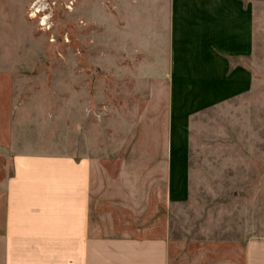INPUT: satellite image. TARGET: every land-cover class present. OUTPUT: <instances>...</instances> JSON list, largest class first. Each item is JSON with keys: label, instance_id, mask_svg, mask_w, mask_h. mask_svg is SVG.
Here are the masks:
<instances>
[{"label": "crops", "instance_id": "0c3cea01", "mask_svg": "<svg viewBox=\"0 0 264 264\" xmlns=\"http://www.w3.org/2000/svg\"><path fill=\"white\" fill-rule=\"evenodd\" d=\"M254 45L247 0H168L160 159L136 154L109 168L82 138L77 155L38 152L26 125L11 123L0 264H264V231L233 239L216 230L226 219L176 240L195 222L177 211L210 176L199 143L210 115L245 109Z\"/></svg>", "mask_w": 264, "mask_h": 264}, {"label": "rangeland", "instance_id": "374dc122", "mask_svg": "<svg viewBox=\"0 0 264 264\" xmlns=\"http://www.w3.org/2000/svg\"><path fill=\"white\" fill-rule=\"evenodd\" d=\"M247 1L252 89L245 109L210 115L199 142L210 176L177 211L195 220L176 239L185 243L192 229H214L208 219H226L216 230L237 240L245 228L264 231V0ZM167 3L0 0V208L12 174L11 123L26 125L38 152L77 155L82 138L83 150L117 157L104 159L109 168L136 154L161 158Z\"/></svg>", "mask_w": 264, "mask_h": 264}, {"label": "bare ground", "instance_id": "6f19581e", "mask_svg": "<svg viewBox=\"0 0 264 264\" xmlns=\"http://www.w3.org/2000/svg\"><path fill=\"white\" fill-rule=\"evenodd\" d=\"M37 2H40L41 0H36ZM38 13V11H35L32 16H35V14ZM42 24H44V21L42 22Z\"/></svg>", "mask_w": 264, "mask_h": 264}]
</instances>
